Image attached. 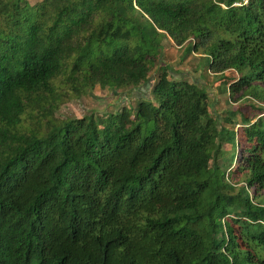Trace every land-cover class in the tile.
<instances>
[{
	"label": "trees",
	"instance_id": "1",
	"mask_svg": "<svg viewBox=\"0 0 264 264\" xmlns=\"http://www.w3.org/2000/svg\"><path fill=\"white\" fill-rule=\"evenodd\" d=\"M95 87L136 104L57 116ZM0 264H264V0H0Z\"/></svg>",
	"mask_w": 264,
	"mask_h": 264
},
{
	"label": "rangeland",
	"instance_id": "2",
	"mask_svg": "<svg viewBox=\"0 0 264 264\" xmlns=\"http://www.w3.org/2000/svg\"><path fill=\"white\" fill-rule=\"evenodd\" d=\"M30 5H33L37 0H27ZM164 53L163 58L166 64H171L172 71L190 81L196 82L199 86L205 87L209 94V103L212 106L211 111L222 118H225L226 111L236 109L240 107L242 111H249L251 102L243 100L237 104L230 103L227 94H218L216 87L224 84V81H220L219 75H213L206 71L208 61L205 58H197V55L190 53L192 43H187L183 48H175L168 41L164 40ZM162 65V64H161ZM200 70L201 78H199L195 68ZM160 67H155L151 74L150 79L154 77V72H159ZM172 72V73H173ZM182 73V74H181ZM151 81V80H150ZM148 88L144 89V96L148 95ZM126 91L101 89L95 87L88 94L78 98L71 99L64 104L60 105L57 116L64 115L68 117L81 118L85 115H93L96 119L106 115V113L114 112L122 106H135V101L131 97L127 96ZM222 117V118H221ZM237 120V119H236ZM227 127H230L227 125ZM224 149H229V144H224ZM235 149V148H234Z\"/></svg>",
	"mask_w": 264,
	"mask_h": 264
},
{
	"label": "crops",
	"instance_id": "3",
	"mask_svg": "<svg viewBox=\"0 0 264 264\" xmlns=\"http://www.w3.org/2000/svg\"><path fill=\"white\" fill-rule=\"evenodd\" d=\"M175 48H177V47H175ZM183 48V47H182ZM194 56H195V54H193ZM197 57V56H196ZM201 58L203 57L204 58V56H200ZM196 70H198L197 71V73L196 74H198V76H199V78H201V75H199L201 72H200V70L199 69H197V66H196V68H195ZM209 72V71H208Z\"/></svg>",
	"mask_w": 264,
	"mask_h": 264
}]
</instances>
